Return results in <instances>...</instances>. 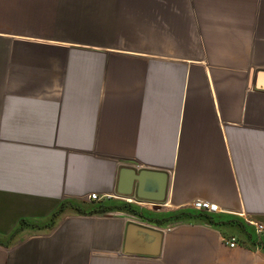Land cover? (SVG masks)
<instances>
[{"label": "crops", "instance_id": "1", "mask_svg": "<svg viewBox=\"0 0 264 264\" xmlns=\"http://www.w3.org/2000/svg\"><path fill=\"white\" fill-rule=\"evenodd\" d=\"M122 166L166 172L164 202L117 193ZM196 199L219 210L159 214ZM129 221L157 256L122 251ZM252 221L264 0H0V264H264Z\"/></svg>", "mask_w": 264, "mask_h": 264}, {"label": "water", "instance_id": "2", "mask_svg": "<svg viewBox=\"0 0 264 264\" xmlns=\"http://www.w3.org/2000/svg\"><path fill=\"white\" fill-rule=\"evenodd\" d=\"M153 183L156 188L148 191L145 183ZM168 174L160 170L135 169L122 166L119 170L116 192L122 195L134 194L137 198L164 202ZM163 232L160 229L136 221L126 224L122 251L128 254L157 256L160 252ZM145 239V240H144Z\"/></svg>", "mask_w": 264, "mask_h": 264}, {"label": "built area", "instance_id": "3", "mask_svg": "<svg viewBox=\"0 0 264 264\" xmlns=\"http://www.w3.org/2000/svg\"><path fill=\"white\" fill-rule=\"evenodd\" d=\"M110 195H108L109 197ZM88 199L90 200H99L100 196H98L95 192H92L88 194ZM126 199V197H124ZM128 200V199H127ZM188 208L192 210H198V211H208V212H216L219 210L218 205L212 202H209L207 200H201V199H196L193 200L188 204ZM251 225L253 226V230L255 235L258 237H263L264 238V224L261 222H250ZM172 226H168L166 229H171ZM225 243L229 247H234L237 244V240L234 236H231L225 240Z\"/></svg>", "mask_w": 264, "mask_h": 264}, {"label": "trees", "instance_id": "4", "mask_svg": "<svg viewBox=\"0 0 264 264\" xmlns=\"http://www.w3.org/2000/svg\"><path fill=\"white\" fill-rule=\"evenodd\" d=\"M64 206H65L64 203H62L59 206V208L52 213V215L50 217L49 225L53 223V219L62 211ZM202 216H205V214L201 213L198 210H192L191 209L188 211L187 210L180 211L179 213L174 214L173 218H190V219H193V218L202 217ZM24 224H27L26 221L21 220L20 225H24Z\"/></svg>", "mask_w": 264, "mask_h": 264}, {"label": "rangeland", "instance_id": "5", "mask_svg": "<svg viewBox=\"0 0 264 264\" xmlns=\"http://www.w3.org/2000/svg\"><path fill=\"white\" fill-rule=\"evenodd\" d=\"M157 207V206H156ZM155 207V208H156ZM124 209H126L125 207H123ZM183 210H191L190 208H188V207H186V208H183V209H181V210H177V212H175V213H173V212H168V211H164V209H162L161 211H162V213H159L160 214V216H161V218H163V217H165L166 219H173V215L174 214H177V213H179L180 211H183ZM124 211V210H123Z\"/></svg>", "mask_w": 264, "mask_h": 264}]
</instances>
